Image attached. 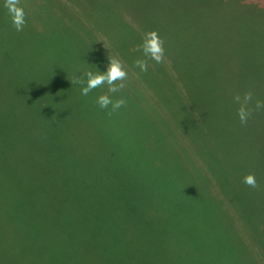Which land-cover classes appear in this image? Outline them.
I'll use <instances>...</instances> for the list:
<instances>
[{"label": "rangeland", "instance_id": "obj_1", "mask_svg": "<svg viewBox=\"0 0 264 264\" xmlns=\"http://www.w3.org/2000/svg\"><path fill=\"white\" fill-rule=\"evenodd\" d=\"M169 3L19 0L26 23L17 31L0 0V190L21 194L25 180L45 192L57 187L65 198L60 214H68L60 224L70 229L55 249L47 239L8 237L11 213H2L0 264H264V106H256L264 104V0L205 1L226 15L217 18L209 44L216 58L204 56L220 66H199L210 78L217 67L224 74L218 73L210 110L202 104L192 123L180 101L187 102L191 79L180 65L181 50L170 52L182 42L172 25L180 14L168 11ZM147 30L163 41L157 65L137 47ZM111 58L127 73L115 82L123 87L108 93L102 85L82 95L76 78L86 69L106 70ZM137 59L147 61V71ZM167 87L173 109L180 106V124L173 110L161 124L158 89ZM101 94L125 104L100 108ZM242 103L250 113L245 123L237 114ZM170 173L176 186L157 194L158 179L169 181ZM249 173L256 187L243 182ZM189 201L206 210L202 216L210 209L222 234L204 238L207 222L195 234L192 223L175 218L185 216L181 206ZM156 204L165 209L156 211ZM24 209L39 234L41 222L62 234L55 208Z\"/></svg>", "mask_w": 264, "mask_h": 264}, {"label": "trees", "instance_id": "obj_2", "mask_svg": "<svg viewBox=\"0 0 264 264\" xmlns=\"http://www.w3.org/2000/svg\"><path fill=\"white\" fill-rule=\"evenodd\" d=\"M202 1L169 0V2L172 5H170V3L169 6H167V4H164L165 8L168 11H173L174 13H176L178 10L180 14L173 16L172 25L175 26L177 33L181 34L182 42H180L181 44L179 43V46L174 47L170 52L175 51L178 53L181 50L180 65L184 66L186 74H188L189 78L191 79L190 81L187 82V85L185 86L187 102H184L183 97L180 96L182 107L183 109H185L183 113L189 112L190 114H192V116L188 114V120L190 123L194 122V119H196L197 111L200 114L202 104L204 105V108H206L207 111L210 110L211 106L209 105L211 104L212 99L209 102L208 99L212 97V91H214L215 86L217 84V80H216L217 76L220 75V74L218 75V73H220L221 71V74H224V70L218 68L220 65L218 64L217 60L214 61L212 57L210 59L204 56H207L208 54L211 56L212 54L216 58L218 51L217 50L213 51V49L209 47V44L214 40L215 35H217L218 33L217 18L219 16H225L226 14H220L221 12L218 11L216 12L212 7H210L209 5L210 3L205 5L204 3L206 0H204L203 2ZM204 7L207 8V11L205 13L203 12ZM180 34L177 36L179 37ZM208 61L211 62V64L212 62H216L218 65V67L216 68L218 73L215 78H210L209 72L208 71L206 72L205 69L200 68L199 66L203 62H208ZM153 62L154 65H157V62H155L154 60ZM214 70L215 69H213V71ZM224 79L225 78L222 77L223 81ZM148 83L153 86L155 85L153 84L152 81H149ZM167 89L168 90H165V88L158 89L159 95L161 94V98H163L162 100L160 99L161 106L162 104H165L164 109L161 111V114L164 119V121L161 124L166 126V121L169 122L168 114H170L171 110H173L172 111L173 113L171 114L175 116V119H177L178 124H180L181 115H180V111H178L180 110V106L178 107L176 112V110L173 109V106H171V101H170L174 95L173 94L174 91H172L173 87L172 88L167 87ZM208 92L209 94H207ZM248 92L249 90L246 91V93ZM175 98L178 99V95ZM148 116H150V114ZM156 130L159 129L156 128ZM166 134L167 133L164 130H161V132L159 133L160 136ZM171 146H172L171 144H168L169 148H172ZM158 149H159L158 151H160L162 154L167 153V148L165 147L161 146L158 147ZM160 164H165V162L160 161ZM164 170H168V169L164 168L161 171ZM170 178L171 179L169 181L166 180V182L162 181L161 179H158V182L156 183L157 188L155 189V192L157 191V194L163 192L164 190L169 188V186L172 187L176 186V183L172 177V173H170ZM137 182L138 181H136V183ZM37 184L38 183H35L33 181L25 180L22 183L23 187H21L22 188L21 194L11 189L10 186L8 187V189L4 188L5 186L2 187L0 190V214L11 213L10 219L11 222L14 224L11 223V225H13V229H11L9 233H7L8 237H13L18 239H22V238L47 239L50 241L49 245L53 246L56 249L57 244L59 243L58 242L59 238L61 240L60 236H63L65 233H68L70 230L67 227H61L62 225L60 224V221L63 219V217L68 216V214L64 210H63L64 216L60 214V210L64 208L62 205V200L65 198L62 199L58 195L57 187L54 186L48 189L47 192H45L44 189L41 186H39V184L38 185ZM184 198L187 197L184 196ZM28 204H31L32 206L39 208L43 212L54 210L55 208L57 211L53 212V214H55L54 221L55 224L59 225L58 231L63 229L62 234H57V232H54L49 229H45L44 227L46 223L44 222L38 223L37 228L39 229L40 234L36 230L32 229V227L34 226H31L30 224L27 223L26 212L24 209L25 205ZM128 206L129 205L124 206L127 208L126 210H128ZM164 206L166 205L156 204L154 207L156 208V211L161 212L162 210L165 209ZM181 207H184L187 210V213L185 214V216L177 215L175 216V218L180 219L184 217V219H186L188 223H192L194 225V229L192 231L195 234L200 233L201 227L199 224L204 222L208 223L207 229L204 232V238L209 234L215 235L217 234V232L218 235L222 234L221 228L219 229L218 222L213 217V214L211 213L210 209H207L209 216L208 215L202 216V214H204L206 210L205 209L202 210L203 208L196 206L195 204L193 205L190 201ZM161 217L162 216L158 217L159 221H162ZM165 221H167V219ZM55 242H57V244H55ZM60 243L62 242L60 241Z\"/></svg>", "mask_w": 264, "mask_h": 264}, {"label": "clouds", "instance_id": "obj_3", "mask_svg": "<svg viewBox=\"0 0 264 264\" xmlns=\"http://www.w3.org/2000/svg\"><path fill=\"white\" fill-rule=\"evenodd\" d=\"M4 7L7 10L12 24L17 31L22 30L23 25L26 23L25 13L22 7L19 6V0H4ZM138 50L141 51L144 57L150 58L155 62L159 63L164 55L163 41L160 39L155 30H147L143 33L139 44L137 45ZM135 65L140 69L141 72L147 71V61L145 59H137L134 61ZM127 73L121 65L118 59L111 58L107 64L106 70L104 71H91L84 70L80 76L76 78L77 83H82L81 94L87 95L92 89L98 88L102 85L107 86L108 93H116L123 84H116V81H122L126 77ZM251 99V93H245L243 101L247 102ZM235 101H240L239 95L234 96ZM96 103L100 108H107L111 105V111L119 109L125 104V99L119 97L113 99L108 94H101L96 97ZM257 108L264 106L260 101H257ZM238 116L241 123H245L249 112L242 103L238 109ZM243 182L250 187H256V180L253 174L249 173L243 177Z\"/></svg>", "mask_w": 264, "mask_h": 264}]
</instances>
